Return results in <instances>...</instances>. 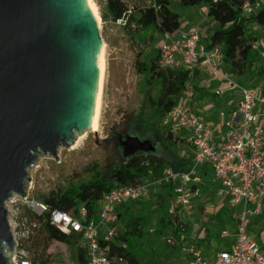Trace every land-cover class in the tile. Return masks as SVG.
<instances>
[{"label": "rangeland", "instance_id": "374dc122", "mask_svg": "<svg viewBox=\"0 0 264 264\" xmlns=\"http://www.w3.org/2000/svg\"><path fill=\"white\" fill-rule=\"evenodd\" d=\"M123 1L134 17H138L147 7L154 6V0ZM93 2L100 17L99 32L105 44L99 126L97 131L87 128L82 133H76L74 142L68 147H58L57 159L49 154L37 157L28 168L25 188L28 200L42 203V197L51 191L86 181L95 175L107 179L112 168L128 157L123 155V142L127 136L149 140L154 151L148 152L156 153L163 159L167 155L187 159L188 154L192 153V147L184 137H168L160 125L159 114L155 111V103L161 91L160 82L148 70L139 72L137 69L142 62L147 65L151 61L156 62L153 56L155 51L158 52L161 33L153 27L141 28L135 21L129 24L110 19L103 21L101 11L104 0ZM259 2L264 7V0ZM169 7L178 14L180 25L192 22L199 24L200 28L206 27L208 31L211 29V23L205 18L204 5L185 6L178 0H169ZM242 15L247 16L244 13ZM246 33L248 43H252L256 36L264 47V30L260 24L246 21ZM256 65L254 62L248 70L255 71ZM225 66L222 64L221 69L225 70ZM182 70L183 68L173 69L172 72L177 74ZM237 72L231 70L227 74L240 85L248 86L249 74ZM195 84H200L199 80ZM191 93L195 95L196 89L188 83L179 93V98L189 103ZM142 152L144 151L134 154L142 155ZM210 190L202 191L181 212L171 215L167 214V207L173 203L168 194L165 199H161V203L157 195L125 203L121 207L118 229L123 230L130 219L141 215L142 234L130 236L127 243L116 239L114 242L129 247L139 264H187L189 256L185 251V243L189 242L198 246L203 258H213L217 250L232 242L240 207L219 199ZM261 203L260 208H255V213L247 217L246 227L247 235L257 239L260 246L261 240H264V198ZM6 208L9 211L8 221L15 226L20 219H25L28 224L38 222L32 215L37 212L17 195L6 202ZM131 225L130 222V227ZM222 231H226L228 236L222 237ZM73 237L68 242L50 239L38 222L37 227L24 238V243L37 261L42 260L45 264H73L86 259L84 242L74 234Z\"/></svg>", "mask_w": 264, "mask_h": 264}, {"label": "built area", "instance_id": "2783aa9c", "mask_svg": "<svg viewBox=\"0 0 264 264\" xmlns=\"http://www.w3.org/2000/svg\"><path fill=\"white\" fill-rule=\"evenodd\" d=\"M259 7V0L253 3L245 1L242 13L251 15ZM130 13L128 9L115 21L127 22ZM201 33L196 26L183 31L161 32L157 65L160 69L170 70L202 66L208 70L211 79H219L215 95L220 96L225 90H239L241 96L236 106L217 113L224 128L222 136L217 139L213 126L203 113L193 112L192 103L178 98L160 117V125L166 135L184 137L191 145L193 153L187 169L165 167L157 176L145 177L134 184L113 186L103 193L92 215L84 204L71 211L50 212L52 225L66 235H76L85 244L86 259L73 264H139L117 254L111 247L119 235V206L154 196L163 187L172 194L173 203L167 207V214L179 213L201 194L197 172L203 164L209 165L214 179L219 182L215 195L239 205L240 211L236 216V232L229 246L220 248L213 258L206 259L201 256L196 244L185 243L189 256L187 264H264V250L246 233L247 217L255 213L254 209L259 208L264 197V89L242 86L224 72L221 69V48L218 45L207 48L201 42ZM23 200L37 215L47 211L43 203L28 200L27 197ZM9 224L14 237L10 261L13 264H41L30 255L24 243V238L37 227L38 222L28 224L25 219H20L16 226ZM221 236L227 237L228 233L222 231Z\"/></svg>", "mask_w": 264, "mask_h": 264}, {"label": "water", "instance_id": "95a60500", "mask_svg": "<svg viewBox=\"0 0 264 264\" xmlns=\"http://www.w3.org/2000/svg\"><path fill=\"white\" fill-rule=\"evenodd\" d=\"M99 27L85 0H0V264H13L6 202L28 168L94 121ZM127 136L123 155L153 151Z\"/></svg>", "mask_w": 264, "mask_h": 264}, {"label": "trees", "instance_id": "16d2710c", "mask_svg": "<svg viewBox=\"0 0 264 264\" xmlns=\"http://www.w3.org/2000/svg\"><path fill=\"white\" fill-rule=\"evenodd\" d=\"M180 4L185 6L204 5L205 12L208 17H212L216 21V27L212 30L209 37V42L206 47L218 45L223 53V63L226 64L233 72L234 70L241 72L247 64L251 65L255 59L256 52L251 48V43L247 42L248 33H246V21L256 22L261 25L264 30V7H259L257 10L248 16L242 14V4L245 1L253 3L255 0H178ZM128 7L123 0H104L101 18L103 21L110 19L115 21L127 13ZM131 21L141 28L153 27L159 33L163 31L175 32L180 27L179 16L169 7V0H154V6L147 7L141 12L138 17L129 15L127 17L128 24ZM154 60L149 65L144 62L141 67L137 68L139 72L148 70L151 76L158 79L161 84V91L155 103V111L159 117L163 115L179 98V93L183 91L187 84L191 81L190 69H183L174 74L170 69H159L157 65L158 52L155 51ZM168 70V71H167ZM170 70V71H169ZM264 74V68L259 70ZM151 105L154 103L149 100ZM168 137L170 135H167ZM162 138V136H160ZM166 137V138H168ZM165 138V139H166ZM163 139V138H162ZM154 151V150H153ZM142 155L128 156L119 165H115L111 174L107 179L99 178L98 175L91 177L86 181H81L76 184H70L66 187H59L56 191H51L42 197V203L46 205L47 211L41 215L32 213L41 225L46 235L53 240L60 242H68L73 239V234L66 235L58 230L49 221L50 212L71 211L78 205L84 204L88 207L89 214H94L97 204L103 193L110 190L113 186L122 184H134L145 177L157 176L162 173L166 167L165 162L152 152H142ZM142 156H147L143 159ZM169 167L176 170H185L187 165L184 163H170ZM204 190V187H202ZM167 194L172 197L171 192ZM157 195V194H156ZM160 203L162 195L159 194ZM124 204L119 206L121 207ZM118 209V210H119ZM119 210V217H120ZM141 215H137L134 219L127 222L123 230H119V235L116 240L128 242V238L133 235H141L140 220ZM111 244V247L117 252L128 257L132 261H136L133 252L129 247ZM45 264L44 261H39ZM62 264V263H56Z\"/></svg>", "mask_w": 264, "mask_h": 264}, {"label": "crops", "instance_id": "0c3cea01", "mask_svg": "<svg viewBox=\"0 0 264 264\" xmlns=\"http://www.w3.org/2000/svg\"><path fill=\"white\" fill-rule=\"evenodd\" d=\"M260 7H261V4H260ZM205 18L208 22L211 23L210 24L211 29L209 31L207 30L206 27L200 28L199 24H193L192 22L188 23V25H185V24L180 25V27H178L177 30L183 31L192 26L199 27L200 30L202 31L201 42L203 44H207L209 42V37L212 33V30L216 27V21L212 17H208L206 12H205ZM213 24H215V26ZM254 38L255 40L251 43L252 45L251 48L254 52H256V56L253 61V63L255 62L257 64L255 66V71L253 69L248 70V68L253 64L252 63L251 65L247 64L246 67L241 72H237V73H248L249 74L248 79H247L249 82H248V86L246 87L257 86V87H262L264 89V74L259 72L260 69L264 68V47L259 41H257L256 36H254ZM189 69H190V76H191V81L189 83H191L192 87L196 89L195 95L191 93V99L189 100V103H192L193 105V112L203 113L207 122L213 126L216 138L219 139L222 136L224 128L222 125V119L218 117L217 113L221 109L229 110L235 107L238 100L240 99L241 94L239 90L235 89V90H225L222 95L217 96L215 95L214 90L219 85V79H211L209 72L205 67L198 66V67L189 68ZM223 71L226 73H229L231 72V69L225 66V70ZM196 80H199L200 84L196 85L195 84ZM263 145H264V140H263ZM189 146L191 145L189 144ZM192 153H193V149H192ZM192 153L188 154L189 157H187V159H182V160L179 157H174L172 155H167V158L163 159L158 154L156 153L154 154H156L162 160H164L166 167H169L170 163L175 164L177 162L188 165L190 157L192 156ZM197 175L200 179V182H199L200 192L208 191L209 189H211L210 192L213 193L215 191V188L219 186V182L214 179L212 172H211V168L209 167L208 164L201 165L198 168ZM202 187H204V190H202ZM167 192H170V191H168L166 188L160 187L158 189L157 196L159 197V194H161L162 198L165 199V195L167 194ZM263 198L261 199V201L263 200ZM261 201L259 203V208L262 205ZM252 207H254V205H252ZM256 241L258 242L257 239ZM261 247L264 250V240L263 239L261 240Z\"/></svg>", "mask_w": 264, "mask_h": 264}, {"label": "bare ground", "instance_id": "6f19581e", "mask_svg": "<svg viewBox=\"0 0 264 264\" xmlns=\"http://www.w3.org/2000/svg\"><path fill=\"white\" fill-rule=\"evenodd\" d=\"M85 3L89 12L93 16V19L96 23V27L98 28L100 26V17L97 12L96 4L93 2V0H85ZM104 52H105V44L102 40H100L98 52H97V60H96L97 90L94 100V121L87 127V128H91L93 131H97L99 126V110H100L102 87H103L104 74H105Z\"/></svg>", "mask_w": 264, "mask_h": 264}]
</instances>
